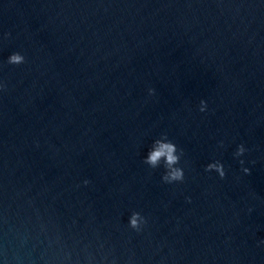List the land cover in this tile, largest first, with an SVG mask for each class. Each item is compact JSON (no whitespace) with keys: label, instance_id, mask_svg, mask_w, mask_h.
I'll use <instances>...</instances> for the list:
<instances>
[{"label":"water","instance_id":"1","mask_svg":"<svg viewBox=\"0 0 264 264\" xmlns=\"http://www.w3.org/2000/svg\"><path fill=\"white\" fill-rule=\"evenodd\" d=\"M0 264H264V0H0Z\"/></svg>","mask_w":264,"mask_h":264},{"label":"clouds","instance_id":"2","mask_svg":"<svg viewBox=\"0 0 264 264\" xmlns=\"http://www.w3.org/2000/svg\"><path fill=\"white\" fill-rule=\"evenodd\" d=\"M10 62H19L21 60V57L17 55H13L12 57L9 58ZM175 151V146L171 144H166V143H159L157 142L156 147L149 152V154L146 156L145 160L149 164H155L158 158L163 155L166 158V162L168 164H173L176 160L177 157L173 154ZM208 168L214 167L213 165H208ZM218 167V166H217ZM222 175V173H221ZM182 176V173L179 169H174L170 172L167 179H180ZM133 225L135 224V219L132 220Z\"/></svg>","mask_w":264,"mask_h":264}]
</instances>
